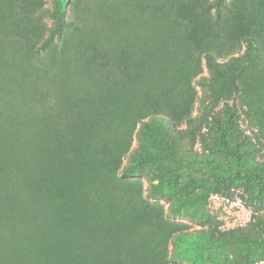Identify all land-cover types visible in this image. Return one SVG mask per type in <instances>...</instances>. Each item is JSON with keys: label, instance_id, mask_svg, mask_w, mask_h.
<instances>
[{"label": "rangeland", "instance_id": "1", "mask_svg": "<svg viewBox=\"0 0 264 264\" xmlns=\"http://www.w3.org/2000/svg\"><path fill=\"white\" fill-rule=\"evenodd\" d=\"M212 1L0 0V264H264V0Z\"/></svg>", "mask_w": 264, "mask_h": 264}, {"label": "trees", "instance_id": "2", "mask_svg": "<svg viewBox=\"0 0 264 264\" xmlns=\"http://www.w3.org/2000/svg\"><path fill=\"white\" fill-rule=\"evenodd\" d=\"M224 1L225 0H213L212 3H210V8H213L214 11L218 12L220 8L224 7ZM207 10H209V6L207 7ZM62 11L60 12V14ZM239 14H235L232 18L229 19L228 23L229 26H223L221 25V22L218 19H215L214 23L209 25V28L212 26H221L225 32H229L233 25L235 24L236 20L238 19ZM253 25H256V21L252 19L250 21ZM62 25H67L63 19H57L55 26L51 30L49 34V38L51 39L52 36H56L58 39L61 37V28ZM201 37L196 36L192 31H191V45L195 46L196 50H199L201 52V56L204 58L205 64L207 65L208 69L211 71L218 73L219 69L218 66L215 62V58L213 56L214 52V43L213 42H208V43H200ZM258 37L255 35H245L243 37V41L246 46V53L247 54H252L255 52V46L258 44ZM259 47L261 50H263V47L259 44ZM126 74V73H125ZM128 76V75H127ZM129 77V76H128ZM131 78V77H130ZM237 75L232 76L230 78V82L228 81V84L231 85L234 89L236 88V80H237ZM200 84H205L206 86H209V90L211 92H215L214 86L210 85L207 80H201ZM165 89L159 84V82H154L152 83L146 93L144 94L143 98V110L145 115L150 117V119L156 123H158L160 126H163L166 124V117L167 116H173L181 121L184 122V124L187 127H193L196 125V120L194 117H192L191 113L185 109L184 105H181L180 110L178 112H171L167 111V109H164V105H162L161 108H156V104H158V99L163 98V93ZM171 127V125H169ZM228 129L226 127H223V129L220 130V141L221 145L224 147V135L225 132ZM225 148V147H224ZM233 156L236 160H239V156L236 153H233ZM182 233L178 234L177 237H182Z\"/></svg>", "mask_w": 264, "mask_h": 264}]
</instances>
